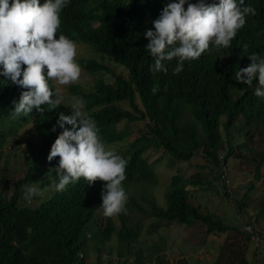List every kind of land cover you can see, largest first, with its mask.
I'll return each instance as SVG.
<instances>
[{
  "label": "trees",
  "instance_id": "1",
  "mask_svg": "<svg viewBox=\"0 0 264 264\" xmlns=\"http://www.w3.org/2000/svg\"><path fill=\"white\" fill-rule=\"evenodd\" d=\"M44 2L40 0L41 5ZM170 2L173 0H68L67 6L61 9L57 38L63 34L75 43H85L101 58H107L128 71V77L124 79L101 62L76 60L86 72L112 77L111 83L96 79L90 92L69 87L73 96L83 98L86 114L97 122L106 147L129 136L125 130L116 129L119 123L147 119L143 134L135 137L122 154L114 151L128 162L123 185L156 183L154 171L143 156L149 149L162 148L177 160H189L200 151L216 170L221 162L218 154L222 142L221 127L228 132L238 119L245 126L264 124V99L254 94L256 81L251 86L239 84L234 75L238 67L250 64L247 56L242 54L244 45H248L249 54L255 52L264 58V0H245L256 9V15L247 17L230 48L217 51L210 45L200 58L186 61L179 74H173L177 64L175 59L167 62V73H153L150 68L154 61L145 49L148 41L143 33L152 28V21ZM49 83L56 91L53 83ZM154 87L158 88L155 93L152 91ZM23 90L0 76V118L12 117V101H18ZM120 102H126L130 110L121 108ZM43 107V116L35 110L28 116L32 119L39 148L26 164V176L17 180L8 198L0 194V264H86L83 248L87 231L102 204L103 182L96 181L89 186L81 178L64 192L54 191L52 181L56 179L55 174L47 173L49 168L58 165L59 157L50 164L47 156L62 130L57 127L53 132L52 128L58 114L69 115L70 109L60 106L48 111L47 105ZM186 112L190 121L183 120ZM230 153L231 148L223 158V164ZM260 168L264 169V155L255 166V177H258ZM39 174L40 186L47 191L33 197L38 201L35 206L22 205L20 200L25 198L22 185L35 182ZM197 176L200 177L198 173L188 178L172 175L165 207L146 200L148 213L169 224H200L206 236L224 234L231 227L213 213L202 212L200 206L191 201V191L187 187L202 186L195 179ZM260 211L264 212V197ZM251 227L256 231L253 225ZM141 229L138 222L129 224L124 219L120 220L117 229L111 219L106 218L91 236L99 244L115 237L117 256L123 258L130 255V245L139 237ZM242 233L249 238L244 229ZM141 260L140 255L135 257V264H142ZM127 263L126 258L122 264ZM152 264L166 262L163 256L157 255ZM236 264L250 263L240 254Z\"/></svg>",
  "mask_w": 264,
  "mask_h": 264
},
{
  "label": "clouds",
  "instance_id": "2",
  "mask_svg": "<svg viewBox=\"0 0 264 264\" xmlns=\"http://www.w3.org/2000/svg\"><path fill=\"white\" fill-rule=\"evenodd\" d=\"M68 0H0V76L21 89L19 100L12 101V118L28 117L35 110L41 116L62 105L58 91L50 81L60 85L76 82L81 66L76 61L77 44L57 31L61 27V9ZM256 9L245 0H173L167 3L152 28L143 33L148 43L145 49L154 61L150 71L167 73V62L177 61L173 74H179L186 61L201 57L210 49L230 48L231 41L242 29L248 16ZM250 64L235 71V81L249 85L256 81L255 96L264 99V58L248 45L242 48ZM26 66V67H22ZM45 69L46 74H45ZM55 88V87H54ZM153 93L158 88L152 89ZM69 115L63 112L52 131H62L47 156L51 164L59 157L58 165L48 170L55 174L52 188L64 192L67 187L84 178L89 186L103 182L102 204L105 216L125 213L128 195L122 182L126 180L127 160L106 147L97 122L84 111L83 98H72ZM25 199L42 195L47 189L40 182L22 185Z\"/></svg>",
  "mask_w": 264,
  "mask_h": 264
},
{
  "label": "rangeland",
  "instance_id": "3",
  "mask_svg": "<svg viewBox=\"0 0 264 264\" xmlns=\"http://www.w3.org/2000/svg\"><path fill=\"white\" fill-rule=\"evenodd\" d=\"M76 44V60L81 58L101 62L116 75L127 79L128 71L124 67L107 58H101L85 43ZM98 78L106 83L112 82L110 75L91 74L83 69L74 83L60 85L58 82H51L62 97L61 106L71 110L74 103L72 98L76 96L70 93L69 87L75 86L90 92ZM135 101L141 109L139 100L136 98ZM118 105L130 110L126 102H120ZM82 111L86 113L84 106ZM22 118L23 116L15 119L0 118V194L5 198L11 195L17 180L26 176V164L39 148V140L31 124L32 119ZM183 120L190 121L188 112L184 114ZM146 123L147 119L119 123L116 129L125 130L129 136L107 148L122 154L135 137L146 131ZM220 130L222 142L218 152L219 160H223L229 148L231 153L226 163L218 166L216 171L219 175L223 170L229 187L223 185L211 162L200 151L189 160H177L162 148L147 150L143 156L154 171L156 183L123 185L128 195L125 213L108 217L99 208L89 231H84H87V242L83 248L86 264H122L126 258L127 264H135V257L139 255L142 264H152L157 255L163 256L166 264H236L240 254L250 264H262L264 256L256 251L250 239L242 233V229L246 225H253L256 231L264 233V212L260 211L264 197V169L260 168L258 177L254 175L255 166L264 155V124L245 126L241 119H238L228 132L223 131L222 127ZM246 131L248 134H245ZM197 173L200 177L195 179L200 181L202 186L187 187L191 191V201L195 206H200L202 212L213 213L231 227L219 236H206L205 229L200 224H169L152 218L148 213L146 200H152L158 207H165V195L172 175L188 178ZM40 177L39 174L35 182H40ZM20 201L22 205L30 206H35L38 202L33 198H22ZM106 218H110L117 229L121 219L129 224L138 222L141 225L139 237L130 245V255L127 254L123 258L117 256L115 237L103 244L92 238L95 228L104 223Z\"/></svg>",
  "mask_w": 264,
  "mask_h": 264
},
{
  "label": "built area",
  "instance_id": "4",
  "mask_svg": "<svg viewBox=\"0 0 264 264\" xmlns=\"http://www.w3.org/2000/svg\"><path fill=\"white\" fill-rule=\"evenodd\" d=\"M220 165H224L223 162H220ZM215 174L217 175V171L215 170ZM219 179L222 181L223 185L229 187V181L226 175L223 173V170L219 172ZM245 233L249 235L250 241L253 243L255 249L262 253L264 256V233H259L253 230V228L249 225H246L244 228ZM262 264H264V259L262 260Z\"/></svg>",
  "mask_w": 264,
  "mask_h": 264
}]
</instances>
